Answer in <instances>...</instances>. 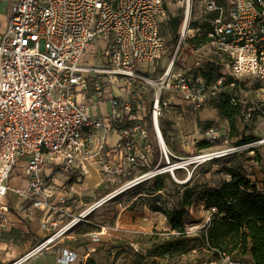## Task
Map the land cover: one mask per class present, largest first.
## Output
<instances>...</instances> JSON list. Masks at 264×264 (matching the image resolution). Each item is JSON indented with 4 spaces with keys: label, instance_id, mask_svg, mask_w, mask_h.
I'll return each mask as SVG.
<instances>
[{
    "label": "built area",
    "instance_id": "2783aa9c",
    "mask_svg": "<svg viewBox=\"0 0 264 264\" xmlns=\"http://www.w3.org/2000/svg\"><path fill=\"white\" fill-rule=\"evenodd\" d=\"M173 1L179 26L167 55V0H7L9 18L0 22V229L12 225L16 211V219H38L43 234L3 264H31L51 254L56 264H87L94 249L80 256L66 242L84 225L97 245L108 229L91 219L109 204L128 209L155 198L153 206L179 210L182 203L173 207L162 199L166 181L185 185L199 161L224 153L200 149L240 139L229 136L226 121L201 119L223 94L240 108L235 123L241 135L264 120V0ZM96 42H103L102 50ZM97 55L101 63H89ZM212 64L221 76L208 83L203 74ZM249 91L261 98L251 101ZM171 113L187 130L182 135L178 123L171 125L177 139L170 144ZM242 147L259 154L251 161L262 171L255 179L251 168L234 170L264 192V135L232 151ZM90 169L99 178L92 187L84 182ZM159 180L165 188L152 195L130 193ZM102 188V195L86 192ZM207 211L204 231L215 214ZM162 234L176 233L169 223ZM140 250L130 245L131 252ZM208 264L239 263L220 253Z\"/></svg>",
    "mask_w": 264,
    "mask_h": 264
},
{
    "label": "rangeland",
    "instance_id": "374dc122",
    "mask_svg": "<svg viewBox=\"0 0 264 264\" xmlns=\"http://www.w3.org/2000/svg\"><path fill=\"white\" fill-rule=\"evenodd\" d=\"M166 3L170 16L172 18H179L180 9L177 8L174 1L167 0ZM8 18L9 3L5 0L0 3V22L6 24ZM164 36L167 43L166 54L170 55L175 48L176 36L172 35L169 31H167ZM94 45L98 51L99 49H103V42H96ZM88 61L91 64L97 65L101 63L99 55L93 59L89 58ZM247 97L251 101H257L261 98V92L256 93L255 91H249ZM101 110L102 113L107 111L105 104L101 105ZM210 111H212V109H210ZM214 111L215 112L213 113L216 115L215 119L219 118L217 111ZM206 114L207 112H203L201 114L202 120H205ZM168 116L170 118L168 120L170 128L167 127V137L169 143L171 144V139L175 141L177 139L175 129L171 125L178 123L179 125L177 127L180 131H182V135L186 132L187 128L182 125L185 122L184 119L181 118L178 121V118L175 117L174 113H171ZM247 134H251V136L256 137V139L263 136L264 120L259 118L255 122L249 124V131ZM234 142L235 139L228 140L227 143L220 142L211 147L200 149L198 153L213 152L220 154L221 152L225 153V151L230 152L237 147L233 144ZM170 146H172V149H175V144L174 146ZM252 149V147H242L240 150L235 152L232 151L227 155H224V153L223 155L220 154L219 157L214 158L210 162L201 163L199 161L196 164L193 174L189 177V181H187L185 185H176L170 179L166 181L167 192L164 196H162V199L171 203L173 207L177 201L182 203L183 193L186 190H192L194 188L196 190L192 196L194 198L193 206L192 208H189L188 215L184 220L187 224V229H189L187 231V233H189V244L187 245L186 251L184 249V251L169 255L163 259L152 258L148 255V253H145V250L152 245V242H148L147 239L142 237H149L153 236L152 234L154 233H160L161 235L155 240V242H162L165 238L170 237V235L162 234L163 230L167 229L169 221L164 218L162 214H155L152 210L155 198H145V200L140 199L128 209L124 207H122V209L118 206V203L109 204L108 206L98 209L93 214L91 221L99 223L108 229V232L102 236L101 241L97 243V245H92L89 237L85 235H75L73 240L66 242V245L71 246L74 249H78L80 253L79 255L86 254L85 252H89L88 249H94V251H90V256L97 264H208L210 260H213V257L211 253L204 248V244H202V236L199 235L198 232L201 230V227L206 219L210 216L211 211H207L205 209L204 202H200L198 197L202 195L203 189L218 187L220 183L228 179L230 170L237 169L241 166H244L246 169L251 168L250 170L253 171L251 175H254L255 179L259 178L262 169L261 167L258 168V166L251 160L255 156L258 157V160H260V158L257 152L255 155L251 152ZM177 177L182 181H186L188 178V176L183 173H179ZM14 182L15 181H12V183ZM258 184L261 186L260 182H258ZM104 191L105 188L99 189L98 191L96 190V192H94L93 189L86 192H90V194H88H93L92 197H94L96 195H102ZM180 194L182 197H180ZM126 197L127 196L123 197L121 201L124 202L125 199H127ZM9 206L11 207L10 203ZM11 215L12 217H16L18 213H16V211H12ZM114 217H119V221H116L115 223ZM137 243L140 244L141 249L144 251L143 254H133L130 251V245ZM49 257L50 256H45V259H49ZM230 259L239 264H253L250 254L246 251H235L230 255Z\"/></svg>",
    "mask_w": 264,
    "mask_h": 264
},
{
    "label": "trees",
    "instance_id": "16d2710c",
    "mask_svg": "<svg viewBox=\"0 0 264 264\" xmlns=\"http://www.w3.org/2000/svg\"><path fill=\"white\" fill-rule=\"evenodd\" d=\"M179 26V18L173 17L162 25V33L167 31L172 35L176 34ZM205 40V35L198 39V42ZM215 65H209L203 78L208 82H214L218 77ZM212 108L217 111L219 118L228 123L231 138L240 137L233 144L240 145L250 143L256 139L251 134L241 135L236 127V117L239 115V106L233 105L226 94H223L219 101H213ZM205 144H203L204 146ZM231 180L222 182L216 188L203 189L202 195L198 197L200 202H204L206 210L215 209L214 217L210 219L209 228L198 233L202 236L204 248L211 253L213 260L219 258L220 253L231 255L235 251L248 252L253 264H264V192L256 190L254 185L237 170H230ZM165 188L163 181L159 180L149 186H140L134 189L132 196L139 194L152 195L153 193ZM195 188L186 190L183 193V200L179 210L173 208L169 212L163 207L152 206L153 211L171 214L169 223L172 231L176 234H169L162 242H155L157 235L142 237L152 242V245L145 250V253L152 258L163 259L169 255L186 251L189 239L186 230L187 224L185 217L188 215L187 208L193 206L192 197ZM91 231L88 226H78L74 229L75 234L84 235ZM140 242V241H139ZM142 243V242H140ZM193 250V249H192ZM134 254V252H132ZM143 254L141 249L135 253ZM87 264H96L91 258L87 259Z\"/></svg>",
    "mask_w": 264,
    "mask_h": 264
},
{
    "label": "crops",
    "instance_id": "0c3cea01",
    "mask_svg": "<svg viewBox=\"0 0 264 264\" xmlns=\"http://www.w3.org/2000/svg\"><path fill=\"white\" fill-rule=\"evenodd\" d=\"M207 112V119H215L216 115L209 116L210 110H204L201 112ZM215 114V113H213ZM39 216V214H38ZM11 226L6 229H0V264L5 263L12 257H17L22 253H25L35 244V240L42 237L43 232L39 229L38 219L28 221L24 219H16V217L10 216ZM71 247V246H68ZM79 255L78 249H75ZM45 256H50L49 259H45ZM42 258H38L31 264H56L55 255H45ZM83 256V255H80Z\"/></svg>",
    "mask_w": 264,
    "mask_h": 264
},
{
    "label": "bare ground",
    "instance_id": "6f19581e",
    "mask_svg": "<svg viewBox=\"0 0 264 264\" xmlns=\"http://www.w3.org/2000/svg\"><path fill=\"white\" fill-rule=\"evenodd\" d=\"M213 115L214 114L212 112L209 113V116L212 117ZM90 171H91L92 175L87 177L85 179V181H84L85 184H87L88 187H92L93 185H95L99 181L97 173L94 170H92V169H90ZM74 187L77 189L78 185H75Z\"/></svg>",
    "mask_w": 264,
    "mask_h": 264
}]
</instances>
